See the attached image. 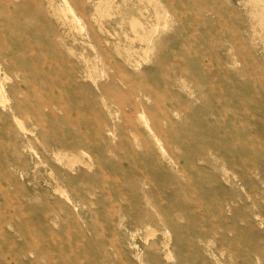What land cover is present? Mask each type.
Instances as JSON below:
<instances>
[{
    "label": "rangeland",
    "instance_id": "374dc122",
    "mask_svg": "<svg viewBox=\"0 0 264 264\" xmlns=\"http://www.w3.org/2000/svg\"><path fill=\"white\" fill-rule=\"evenodd\" d=\"M19 7L41 27L0 25V264H264V0H0V18ZM117 61L162 97L174 72L199 91L160 135L134 127L97 87L117 91ZM120 204L162 214L121 224Z\"/></svg>",
    "mask_w": 264,
    "mask_h": 264
},
{
    "label": "bare ground",
    "instance_id": "6f19581e",
    "mask_svg": "<svg viewBox=\"0 0 264 264\" xmlns=\"http://www.w3.org/2000/svg\"><path fill=\"white\" fill-rule=\"evenodd\" d=\"M9 5L11 7H14L15 3L13 1H10ZM98 6L99 7H97V9H98L99 16L104 17L106 14H108V12H109L108 9H105V8L101 7L100 5H98ZM26 7H27V4H26ZM71 7H72V5H71ZM27 8L29 9V7H27ZM71 10L73 11V8ZM17 12L18 13H14L15 14V15H13V16H15L14 18H13V16H12V18L11 17H5L4 19L0 18V25L2 27H4L3 24L8 25L10 27V29H13L14 27H17L19 29H26V30H29V32L31 31L32 34H34V30L37 31L41 27L39 25H35V23L33 21L27 20L28 15L26 14L27 11H25L24 8L19 7ZM76 18L79 20L78 17H76ZM132 25H133V27L136 28L138 26H142V23L138 19H135V20H132ZM150 39H151V37H150ZM14 42L15 43H12L11 48L7 49L9 51H13L16 54L15 57L10 56L9 57L10 60L12 62L14 60L18 61V65L20 67H28L33 62L28 63L26 65L22 60H20L19 54L23 53V52H26V53L29 52V55L34 56L35 49L41 47L42 43H40V41L34 40L32 38H30V39L28 38V39L21 40V41H19L17 39ZM4 52H5V49L0 48V54H2ZM41 59H43V60H40L41 63H44V64L48 63V61H46L45 58H41ZM100 61H102V60H100ZM116 64L117 65L115 66V72L111 76L112 77L111 83L113 84V86L116 87L117 91H112L109 87L103 86L102 84L99 85V83L97 85V87L100 88L99 94L104 96V98H103L104 106H106L108 108V110H110V111H112V106H113L114 108H116V110L121 111V113L124 115V117L127 119V121L131 125H133L134 127L139 126V124L146 125V127H148L156 135H160V132L163 131V126L165 125V121L168 120V113L170 111H177L178 107L181 106L185 102L187 103L190 96H193L195 93L197 94V92L199 91V88H200L196 84H193V85L189 84L187 82L186 78L184 79L182 75H179V74H177V72H174V73L167 74V77H164L165 78L164 79V87L166 88V93H165L166 95L164 97H162L159 95V92H157V90L155 89V86L153 84L147 83L144 81V79H143L144 75L141 76L142 73H138L137 75H139L140 78L135 79L134 77L131 76L132 75L131 73H128L127 71H125V69L123 68L121 63H119L117 61ZM30 67L32 68V66H30ZM135 73H137V72H135ZM170 86L171 87L174 86L176 88L177 87L182 88L181 93H180V91H178L179 92L178 94L175 93L177 91L174 92ZM122 90H124V93L121 92ZM107 96L115 97L114 98V100H115L114 105L111 106V101L107 100L108 99V98H106ZM8 101H9L8 90L5 88V86L3 84H0V103H1L3 108H7ZM151 102L154 104V108H152V109L149 108V104ZM241 103H242L241 106L244 109H246V107H247L246 103L244 101H242ZM44 106L48 107V110H49L50 104L48 103V101H45ZM141 108L143 110H141ZM159 112L162 113L165 117V120L163 122H162V120L164 117H159V114H158ZM246 112H247V110H246ZM244 114H246V113L244 112ZM71 116H74V115H71ZM106 125H107V123H106ZM156 135H155V137H156ZM85 144H86V141H78L75 144H72L69 147V149H70V151H75L77 149H81L82 147H84ZM212 146H213V144H210L208 142L207 148H208V150H211V153H213L212 148H211ZM57 155L60 156L61 154H57ZM65 155H69V154H65ZM63 159H64V157L62 156L60 158V160L63 161ZM69 160H70L69 162L71 165L70 167L75 166L76 162L79 161L78 157L76 155H73ZM72 181H73V179L71 177H68L65 180H59V179L56 180V190L58 191V193L61 196H63L69 202H74V200L72 199L71 193H70V189L74 188ZM87 189H89V191H92V192L96 191V188L92 185H88ZM56 195H54V196H56ZM120 195L123 197L124 200H126V198H127L126 194L121 192ZM125 204L128 207V205H129L128 202H126ZM76 206H77V204H76ZM120 209L122 211H125L124 205L120 204ZM123 213L126 214L127 212L125 211ZM155 214H159V215L162 214V211H160V209L156 206H154L153 211H146V215H147L146 218H145V215L141 216L140 214L127 213V218L129 220H127V218L125 219L124 218L125 216H123V217H121L120 222H121V224H125V222H128L131 225H140L141 223L149 221V220H156ZM161 219H163V218H161ZM176 220H178V219H176ZM183 222H186V221H183ZM146 229H147L146 240H149V236H154L155 231L157 229L153 228L151 224H148ZM165 236H167V235H165Z\"/></svg>",
    "mask_w": 264,
    "mask_h": 264
}]
</instances>
